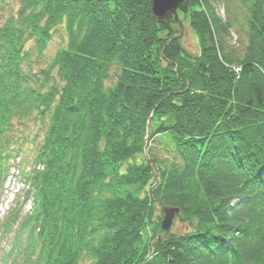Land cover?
Instances as JSON below:
<instances>
[{
	"label": "trees",
	"instance_id": "trees-1",
	"mask_svg": "<svg viewBox=\"0 0 264 264\" xmlns=\"http://www.w3.org/2000/svg\"><path fill=\"white\" fill-rule=\"evenodd\" d=\"M179 8L20 0L0 22V190L35 151L26 264H264V0ZM62 24L66 45L25 71ZM160 200L188 230H162Z\"/></svg>",
	"mask_w": 264,
	"mask_h": 264
},
{
	"label": "rangeland",
	"instance_id": "rangeland-1",
	"mask_svg": "<svg viewBox=\"0 0 264 264\" xmlns=\"http://www.w3.org/2000/svg\"><path fill=\"white\" fill-rule=\"evenodd\" d=\"M19 4L20 0H7V3L0 8V22H3L10 14L15 15ZM183 5L187 7L190 6V4L188 5L185 2L179 5V7ZM179 7L177 13L171 15L176 18L184 19L183 10ZM219 13L224 15L222 9H219ZM66 42L67 33L63 24L57 28L53 40L42 53L36 51L34 42L30 40L27 46L31 48L32 53L28 60L25 61V71L31 75H39L40 71L47 67L48 62L56 51L60 47L66 45ZM182 42L189 52L193 54L198 53V35L187 22L184 24ZM32 127L34 132H41L40 125ZM28 144L29 143L26 142L23 144V147H29ZM34 155V150L30 151L26 149L18 158H11L12 161H9V169L2 182L0 190V264H26V262L32 261V258L29 256L30 249L27 245L28 240L26 238L29 230L27 233L24 232L25 224L23 223L24 219L30 216L34 209L33 194H25V174L29 173L34 167ZM161 214L164 218L165 214L161 210V206H159L157 207V217L161 216ZM186 229L183 224L177 219H174L169 231L181 233ZM84 261H87V259Z\"/></svg>",
	"mask_w": 264,
	"mask_h": 264
},
{
	"label": "water",
	"instance_id": "water-1",
	"mask_svg": "<svg viewBox=\"0 0 264 264\" xmlns=\"http://www.w3.org/2000/svg\"><path fill=\"white\" fill-rule=\"evenodd\" d=\"M191 0H150L151 9L153 15L161 21L165 17L171 14H176L179 5L183 3L190 4ZM161 210L164 212V218L161 222V228L163 231L168 232L173 224L176 214L179 213L178 207H172L165 205L161 200Z\"/></svg>",
	"mask_w": 264,
	"mask_h": 264
}]
</instances>
